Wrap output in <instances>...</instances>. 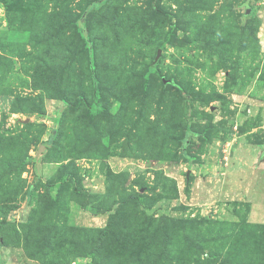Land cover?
Returning a JSON list of instances; mask_svg holds the SVG:
<instances>
[{
	"label": "rangeland",
	"instance_id": "374dc122",
	"mask_svg": "<svg viewBox=\"0 0 264 264\" xmlns=\"http://www.w3.org/2000/svg\"><path fill=\"white\" fill-rule=\"evenodd\" d=\"M262 151L264 0H0V264H264Z\"/></svg>",
	"mask_w": 264,
	"mask_h": 264
},
{
	"label": "trees",
	"instance_id": "16d2710c",
	"mask_svg": "<svg viewBox=\"0 0 264 264\" xmlns=\"http://www.w3.org/2000/svg\"><path fill=\"white\" fill-rule=\"evenodd\" d=\"M101 3H104V2H106V0H99ZM86 10V9H85ZM84 18H85V16H84V13L83 14H81L79 17H78V19L76 20V28H77V30L80 32V34L83 36V38L86 40V30H85V26H84V24H83V22H84ZM87 44H88V49H89V52H88V58H89V68H90V70H91V80H92V82H93V84H94V86H96V75H95V72H94V67H93V58H92V49H91V46H90V44H89V42H87ZM263 155H264V152L262 151L261 153H260V155H259V160H262V158H263Z\"/></svg>",
	"mask_w": 264,
	"mask_h": 264
}]
</instances>
